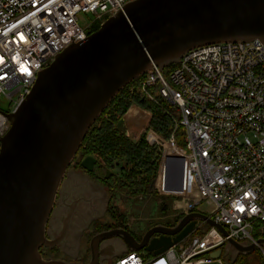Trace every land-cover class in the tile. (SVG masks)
Instances as JSON below:
<instances>
[{
    "label": "built area",
    "instance_id": "obj_1",
    "mask_svg": "<svg viewBox=\"0 0 264 264\" xmlns=\"http://www.w3.org/2000/svg\"><path fill=\"white\" fill-rule=\"evenodd\" d=\"M129 1L0 0V98L7 100L9 108L7 112L0 108V138L10 128L7 114L30 93L38 72L69 45L86 38L79 16L90 15L101 24ZM137 91L150 100L158 96L176 108L174 123L184 133L181 147L175 134L163 139L146 129L145 141L161 151L156 191L188 207L205 204L203 214L227 235L198 223L190 235L205 225L209 228L179 251L176 245L152 256L127 251L109 264H223L221 256L213 259L210 254L222 251L228 240L254 244L264 264V248L255 238L264 236L262 43L193 48L168 75L153 66L138 81Z\"/></svg>",
    "mask_w": 264,
    "mask_h": 264
},
{
    "label": "water",
    "instance_id": "obj_2",
    "mask_svg": "<svg viewBox=\"0 0 264 264\" xmlns=\"http://www.w3.org/2000/svg\"><path fill=\"white\" fill-rule=\"evenodd\" d=\"M253 40L264 46V0H130L83 41L60 52L7 114L10 128L0 138V264H74L42 257L40 248L57 245L66 229L49 240L47 220L85 135L124 87L153 66L162 71L176 64L193 48ZM116 130L128 136L124 117ZM95 163V157L86 156L81 166L91 172ZM198 223L227 235L209 216L191 212L173 227H151L140 242L122 229L95 235L86 264L144 248L159 255L187 238ZM108 238L122 241L125 250L102 252L99 244ZM257 244L264 245V238ZM227 245L236 253L255 250L254 244L234 240ZM221 254L216 250L210 256Z\"/></svg>",
    "mask_w": 264,
    "mask_h": 264
},
{
    "label": "trees",
    "instance_id": "obj_3",
    "mask_svg": "<svg viewBox=\"0 0 264 264\" xmlns=\"http://www.w3.org/2000/svg\"><path fill=\"white\" fill-rule=\"evenodd\" d=\"M99 26L100 22L94 23L87 35L96 31ZM174 67L175 64H170L162 71L168 75ZM142 77L124 87L107 105L88 130L75 156V159L93 156L101 164H105L107 168L117 169L121 176L118 178L120 189H123L131 197L147 196L152 193L153 183L160 165L161 151L158 147L148 145L144 136L136 141L131 140L130 137L116 130V124L132 106L136 105L151 114L148 129H152L163 139H167L174 131L175 112H177L176 108L158 96L154 98L156 99L155 102H152L140 94L137 91V83ZM133 85H136V88L131 90L130 87ZM175 133L177 134L175 135L176 140L184 135L177 129ZM160 210L164 213L167 207L162 205ZM179 220L176 219L172 224L164 226L173 227ZM204 228L207 230L209 227L205 225ZM197 233L200 232L197 231L195 234ZM263 237L255 236L257 240ZM262 247L264 248V245ZM242 255L245 256L246 254ZM148 256H152V254L149 253ZM238 260L242 264L243 258L237 257L233 263Z\"/></svg>",
    "mask_w": 264,
    "mask_h": 264
},
{
    "label": "flooded vegetation",
    "instance_id": "obj_4",
    "mask_svg": "<svg viewBox=\"0 0 264 264\" xmlns=\"http://www.w3.org/2000/svg\"><path fill=\"white\" fill-rule=\"evenodd\" d=\"M83 159L84 157H74L57 190L46 224V238L56 240L62 234L64 225L66 229L63 239L57 245L40 248L44 259L81 264V261L73 260H78L83 253L84 256L88 253L90 255V248L83 252L81 245L77 246L80 240L88 238L90 243L100 233L116 229L127 231L121 225V222H125L124 217L111 208L110 204L117 191L119 177L96 158L93 170L88 172L81 166ZM112 180L113 185L110 183ZM132 236L140 242L141 239ZM99 249L109 254L125 250V246L117 238H108L100 242Z\"/></svg>",
    "mask_w": 264,
    "mask_h": 264
},
{
    "label": "rangeland",
    "instance_id": "obj_5",
    "mask_svg": "<svg viewBox=\"0 0 264 264\" xmlns=\"http://www.w3.org/2000/svg\"><path fill=\"white\" fill-rule=\"evenodd\" d=\"M79 22L85 34H88L89 31L92 29L93 24L97 23V22H93L90 15H83V14L79 16ZM135 88H136V85H133L130 87L131 90ZM153 95L156 96L154 93ZM155 100L156 99L151 100V101L155 102ZM7 104H8L7 100L1 97L0 98V108L4 112H7L9 110ZM134 106L138 107L136 105ZM141 110H142L141 111L142 117L139 121V125L136 127L135 130L131 129L128 132V137H130V139L134 141L138 140L141 136H144L145 138L146 136L145 132L148 126L149 117H151L147 113L148 111L146 112V110L144 109H141ZM144 114L146 115V119H145ZM175 114H176L175 118H177V112H175ZM176 129L179 130L181 134L183 133L179 127L175 126L174 131L172 132L173 134L177 135L175 133ZM177 144L181 147H184V135L179 140H177ZM102 167H104V165ZM110 171L114 172L116 176L118 177L120 176V173L118 172L117 169L111 168ZM98 172H101V171H98ZM113 182L114 180H112L110 183L113 185ZM155 182H156V178L153 183L152 193L150 195L137 196V197L129 196L123 189H120L121 186L118 185L120 187H117V191L114 192L113 198L111 199V203H110L111 208H113L118 214L124 217L125 222H121V225L124 228H126L127 231L130 232L132 235H134L136 238L141 239L143 234L148 229H150L151 227L155 225L164 226L166 224H172L173 222L176 221V219H181L187 213H191V212L206 213L207 207L203 203H200L198 205H193L192 207H188L186 203H184L180 199L160 195L155 189ZM162 205L167 207V210L164 213H162L160 210ZM205 231L206 229L203 228L201 231L200 230L198 231L200 233H197V234L194 233L188 236L187 238H185L182 242L176 245V251L180 250L181 245L183 246L187 245L195 235H202ZM80 245H81V249L83 250V252L87 250L89 247L88 238L87 239L84 238L80 240V243H78L77 246H80ZM138 253L140 255L142 254L144 255L148 252L144 248L138 251ZM236 257L239 259L243 258V260H241L243 261L242 264H261L263 262L262 252L258 248H256L250 253H247L244 256L242 255V253H236L231 247L225 244L222 248V255H221L222 263L223 264H240L241 263L240 260L233 263ZM113 259L114 258L104 259L99 264H109L111 261H113ZM89 260H90L89 253L88 255H85V256L83 253L82 256L78 258V260L75 259L73 261H79V262L81 261L82 262V263L80 262L81 264H86Z\"/></svg>",
    "mask_w": 264,
    "mask_h": 264
},
{
    "label": "crops",
    "instance_id": "obj_6",
    "mask_svg": "<svg viewBox=\"0 0 264 264\" xmlns=\"http://www.w3.org/2000/svg\"><path fill=\"white\" fill-rule=\"evenodd\" d=\"M141 109L139 107L132 106L127 113L124 115L125 118V128L127 133L129 130H135L136 127L139 125V121L142 117L141 115ZM144 112V111H143ZM142 112V113H143ZM145 115V114H144ZM146 119V115H145ZM115 258V257H114Z\"/></svg>",
    "mask_w": 264,
    "mask_h": 264
}]
</instances>
